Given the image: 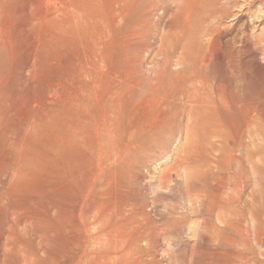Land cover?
<instances>
[{"label": "rangeland", "instance_id": "rangeland-1", "mask_svg": "<svg viewBox=\"0 0 264 264\" xmlns=\"http://www.w3.org/2000/svg\"><path fill=\"white\" fill-rule=\"evenodd\" d=\"M175 1L140 0L132 6L120 28L109 24L113 33L104 51L103 75L93 79L94 88H86L90 99L82 105L77 104L70 112L80 129L85 125L89 127L86 136L89 153L86 156L91 166L94 201H99V195L105 192L103 197L109 209L116 208L126 231L138 230V241L131 246L137 264H163L165 261L164 264H193L194 260L188 258L191 253L182 248L188 219L204 222L205 236L218 239H211L204 248H198L196 255L192 254L200 256L199 262L194 264H264V237H258L251 230L245 231V235L248 233L245 240H240L234 231L242 226L240 217L248 208L256 214L259 230L264 231V161L258 163L262 166L259 171L261 191L251 200L249 174L246 170L235 169L233 157L241 138L230 145L229 129L218 117V110L226 100L220 93V87H223L225 93L234 96L238 106L251 112L252 118L243 128L241 137L251 132L264 138V114L260 111L264 107V59L255 49L261 45L250 43L251 35L264 39V0ZM185 12L189 13L186 20L168 26V22ZM119 42H125L123 49L117 48ZM209 43L221 53V56L213 57L212 68L205 66ZM150 78H153L152 83ZM96 121H100L103 128L100 133L95 131ZM98 148L102 157L99 166ZM261 151L264 159V145ZM224 172L228 180H225L224 190L216 195L214 183ZM237 178L240 179L237 181ZM237 182L241 183V190L247 188L246 197H240L244 191L239 193L240 187H235ZM216 217L223 220L225 227L221 223H218L219 228L214 227ZM171 239L179 241L176 250L165 253L164 244ZM178 254L185 257L177 261L175 256Z\"/></svg>", "mask_w": 264, "mask_h": 264}, {"label": "bare ground", "instance_id": "bare-ground-1", "mask_svg": "<svg viewBox=\"0 0 264 264\" xmlns=\"http://www.w3.org/2000/svg\"><path fill=\"white\" fill-rule=\"evenodd\" d=\"M138 1L140 0H0V264H137L131 246L138 241L136 233L138 230L126 231L125 225L123 226L121 222L123 219H119L116 208L109 209L103 197L105 192L99 195V201H94L91 166L86 156V153H89L86 139L89 127L85 125L80 129L70 116V112L77 104L82 105L90 99V92L86 88L93 87V79L103 75L104 51L113 33L109 24L120 28L125 16ZM188 12L176 20H169L168 26L172 27L177 22L186 20L189 17ZM251 37V44L254 42L261 45L255 49L264 59L262 47L264 39L256 35ZM125 42H119L117 48L123 49ZM214 46L209 43L205 57V66L211 68L213 57L221 56ZM154 78H157V75ZM152 82L153 80L150 81ZM13 87L17 88L12 91ZM220 88L221 97L226 96V100L218 110V117L229 129L230 145H234V142L241 138L239 146L235 145L238 148L234 149L235 169L239 172L241 169L248 172L247 177L251 181L248 189L249 193L250 191L252 193L248 195H251L253 200L261 191L259 182L262 166L258 163L264 161L261 151L264 145L261 139L264 138L247 131L241 137L243 128L252 118L251 112L238 106L234 96L225 93L223 87ZM260 111L264 114V107ZM102 125L105 126L103 122ZM95 128L96 133L103 129L100 127V121H96ZM97 153L99 166L102 163L100 148L97 149ZM225 177V172L217 177L218 180L214 183V190L218 193H215L216 195L224 190L227 179ZM238 179L240 178H237V181ZM240 184L237 182L235 187H240ZM241 189L240 187L239 193L244 192L240 197H246L247 188ZM120 204L123 205L122 202ZM250 209L242 211L240 217L242 226L234 230L240 240H245L248 234L245 235V231L251 230L258 237L260 235L264 237V231L257 227L256 214L254 215ZM219 217H216L214 227L219 228L218 223L224 226L223 220ZM190 222L191 219H188L185 223L187 232L185 231L186 240L182 248L191 253L193 259L188 258L198 263L200 256L194 257L192 254L196 255L198 248H204L207 242L212 241L211 239L216 240V237L205 236L204 222ZM211 230L213 232L212 228ZM171 233L174 234L172 231ZM175 236L177 234L171 237L175 240ZM173 239L164 241L165 253L175 252L176 243L179 241ZM259 243L261 244V241ZM183 256L178 254L175 258L179 261ZM170 257L172 258V254Z\"/></svg>", "mask_w": 264, "mask_h": 264}]
</instances>
